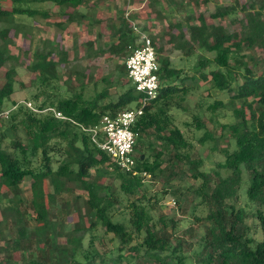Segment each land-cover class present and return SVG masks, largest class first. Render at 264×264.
<instances>
[{"label": "trees", "instance_id": "obj_1", "mask_svg": "<svg viewBox=\"0 0 264 264\" xmlns=\"http://www.w3.org/2000/svg\"><path fill=\"white\" fill-rule=\"evenodd\" d=\"M96 1L11 0L9 8L0 6V73L3 69L4 78L0 85V187L6 189L7 204H0V212L11 213L17 231V236L0 245L6 259L0 264H13L10 259L15 252L24 264H264V0H214V11L207 18L204 12H195L200 0H149V15L162 16L167 21L168 43L187 55L192 54L193 48L213 55L199 54L197 69L189 73L173 66L168 56L159 60L156 53L159 91L132 126L136 133L134 151L138 145L143 148L142 155L135 157L136 174L113 163L82 126L99 125L103 115L113 116L137 106L140 93L132 82L116 98L103 103L100 101L108 96L107 89L88 98L82 92L83 85L80 91L61 92L57 85L58 67L67 61L65 49L37 47L32 51L24 49L22 55L33 73V82L44 87L34 95L36 99L43 96L35 106H52L68 119L36 113L23 104L6 116L1 114L14 92L22 58L19 42L15 51L11 48L13 36L20 39L21 33V37H27L31 28L17 22L16 17L36 21L43 18L49 22L50 13L40 5L50 2L57 10L54 12L78 25L86 17L82 9L96 6ZM202 1L205 5L209 2ZM32 2H37L38 7H32ZM173 6L175 10L184 9L186 29L173 16ZM239 11L242 16L238 19L235 15ZM120 13L117 25H112L113 39L101 49L103 52L94 51V55L109 51L110 55L124 57L135 46L129 22ZM227 17L237 21L240 28L230 30L223 24ZM215 19L220 22H213ZM108 21L107 17L103 23L107 29ZM56 25L62 26L61 22ZM150 38L156 50V37ZM208 67L212 68L205 72ZM123 71L126 73L125 66ZM198 81L209 82L221 92L233 91L227 99H215L208 106L210 110L226 109L230 113V120L220 122L218 134L206 126L205 120L194 117L195 129H203L198 137L200 145L227 138L226 145L217 150L223 159L211 169L205 167L204 158L192 156L191 142L169 113L172 107L180 106V98L194 89ZM11 102L12 106L17 101ZM58 154L61 159L54 158ZM175 169L186 171L197 181L195 188L180 192L177 202L185 201L182 196L187 198L189 194L198 200L194 207L200 204L207 209L204 216L196 217L205 222L204 230L196 232V241L190 239L192 236L186 239L178 235L174 217L162 212L155 214V204L140 195L144 172L153 177L163 173L170 177ZM97 176L104 177V181L94 180ZM24 179H30L28 200L22 196ZM241 192L250 204L249 211L236 204ZM121 194L131 199L126 206L128 216L114 220ZM59 199L62 215L72 211L76 216L74 227L68 232L62 227L65 219L51 214ZM88 217L89 223L84 226ZM30 219L35 221L32 228L28 226ZM249 219L259 227L261 239L250 233ZM98 225L104 234L113 235L116 246L104 251L97 249L96 243L104 244V237L93 233ZM62 235H66L67 241L60 245L58 237Z\"/></svg>", "mask_w": 264, "mask_h": 264}, {"label": "rangeland", "instance_id": "obj_2", "mask_svg": "<svg viewBox=\"0 0 264 264\" xmlns=\"http://www.w3.org/2000/svg\"><path fill=\"white\" fill-rule=\"evenodd\" d=\"M11 0H0V6L4 8L10 7ZM165 1V0H162ZM194 0H192L193 3ZM222 0H218L220 2ZM214 0H209L205 5L202 0L198 6H195V12L198 14L199 11L204 12L205 17L207 18L210 12L214 11L215 6ZM32 7H38L37 2L30 3ZM149 0H97L96 6L91 5L89 8L82 10L85 13V16L82 19V23L77 25V29H74L72 22L68 21L66 16L60 15L52 3L46 2L40 5L44 10H47L50 13V20L47 22L43 18L33 20L32 18L26 16H17L16 21L30 26V31H28L27 37H21L20 39L16 38L14 44L11 45L12 50L15 51L17 47V42L21 48V62L17 67L18 75L16 77L17 82L15 83L14 92L10 97V101L6 102L4 110H8L11 106V101H21L25 100L30 103L33 107L36 103H39L43 96L40 95L37 99L34 96L39 90L44 87L39 86L38 81L33 82V73L28 69L26 60L23 58L22 52L24 49L35 50L37 47H43V49H65L67 54V61L61 63L58 67L60 70V80L58 81V88L61 92L71 91H80L78 90L81 85H83V94L85 97H91L95 92H100L101 90L107 89L108 96L103 98L100 102H107L111 99L117 97V95L125 90L131 85V81L127 74L123 71L125 66L124 61L126 56L121 57V55H110V52L99 53V55H94V51L101 50L102 48L108 47V42L110 43L112 25H117L118 16L123 13L124 18L129 22V26L132 29L131 22H134L139 30L146 32L150 37L155 36L156 39V53L158 59L168 56L172 62V65L177 68H184L186 72L193 73L197 68L195 67L198 61L199 54H205L208 57H211L213 53L199 50L196 48L192 49V54L187 55V52L178 51L174 48L173 43H168L167 39L169 38L167 21L163 20L161 17H155L149 15ZM127 11V15L126 13ZM173 16L182 22V26L186 29V21L183 19L182 12L183 8L179 7L178 9L173 6L171 8ZM70 11V9H67ZM126 15V17H125ZM238 19L241 18L242 13L239 11L235 15ZM109 18V27L103 23H106V18ZM150 18V21H149ZM99 19V21H97ZM101 19L104 21L101 22ZM148 21L152 22V26L148 25ZM57 22H61L62 26L56 25ZM99 22V23H98ZM215 23H219L220 20H213ZM98 23V24H97ZM83 24V25H82ZM103 24V28L102 25ZM230 30L239 29L240 25L237 21H230V18L227 17L223 20ZM88 26H91L88 28ZM103 31V33L101 32ZM132 34H135V31L132 29ZM98 32L100 35H97ZM178 32V29L175 30V33ZM186 34L189 35L187 30ZM12 36V33H11ZM114 36V35H113ZM112 36V37H113ZM116 40V36L114 37ZM137 40V38H136ZM135 40L134 44H138ZM160 47V49H157ZM101 52H103L101 50ZM258 53V51H257ZM94 55V56H93ZM212 67L205 69V72H208ZM3 71V69H2ZM0 73V85L3 83L4 78L2 72ZM79 73V75H77ZM102 77L108 78L103 80ZM72 88V90H69ZM230 94H233V91L230 93L221 92L216 88H212L209 82H200L198 81L196 87L192 90H188L187 93L180 98V106H174L169 110L171 114L173 123L179 127L187 140L192 144L190 148L192 156H201L204 158V164L207 169H211L214 166V163L221 161L223 157L217 151L218 148L225 146L227 138L219 139L216 138L214 141H206L205 144L200 145L198 142V137L203 134V129H195L194 127V117L199 116L206 122V126L215 130L218 134L220 132V122H226L231 119L229 111L224 110H215L211 107L212 110L208 108L210 104H213L215 99H227ZM2 114V112H1ZM150 139V137H149ZM148 139H145V143ZM216 147L214 150L212 147ZM231 147L233 144L230 145ZM143 148L141 145H138L135 149V157L142 155ZM60 154V153H59ZM54 155V158L61 159L62 155ZM36 160H39L37 157ZM57 163L53 164L55 168ZM91 173L94 174V170H91ZM99 183L104 181V177H95ZM197 185V181H194L190 178L189 174L186 171H178L175 169V174L167 176L165 173L160 174L159 176H150L148 174L144 175L143 178V187L140 191V195H145L148 199V202L155 204V214L160 212L167 214L169 217H174L175 220V230L178 235H182L186 239L190 238L192 241L198 239L199 233L204 230L205 222L202 219H197L196 217L204 216L207 213V209L204 205L197 204L194 207V203H197V199L193 198L188 194L187 198H184L185 201L177 202V198L180 196L181 191H185L187 187L193 189ZM30 179H24L21 183L22 196L24 199L28 200L30 198ZM177 188V191L173 192ZM6 189L0 187V204L4 207L6 206L5 193ZM8 193V192H7ZM121 203L116 205V212L113 217L114 220L122 219L123 216H128V211L126 206L131 200L127 196L120 195ZM236 204L244 207L246 210H250V204L246 200V197L241 192L240 196L237 198ZM60 199L58 205L52 209L51 214H56L58 219H65L62 223L64 232L70 231L74 227L75 214H72V211L67 215H62V209L60 208ZM21 209H26L25 206H21ZM11 213L8 210L0 212V245H4L7 240L11 237L17 236L16 226L12 224L10 219ZM89 223V217L85 219V225ZM249 223L252 228L250 233L256 239H261L262 234L259 230L257 224H253L252 219H249ZM35 225V221L32 219L29 220L28 226L32 228ZM56 226V225H54ZM96 237L103 236L104 244L96 243L95 246L98 250L104 251L108 248H113L116 246L117 240L113 237L111 233L104 234L102 228L98 225L96 230L93 232ZM87 237L84 239V246L87 245ZM66 235L58 237V243L63 245L66 243ZM27 259H31L28 256ZM6 262L5 256L0 252V262ZM14 264H24L23 259L21 258L18 252H15L10 259V262ZM25 262V261H24ZM47 263V262H46Z\"/></svg>", "mask_w": 264, "mask_h": 264}, {"label": "built area", "instance_id": "obj_3", "mask_svg": "<svg viewBox=\"0 0 264 264\" xmlns=\"http://www.w3.org/2000/svg\"><path fill=\"white\" fill-rule=\"evenodd\" d=\"M131 26L137 34L138 44H135L134 47L131 46V52L125 58L124 64L129 80L135 90L140 93L137 101L138 105L118 111L113 116L105 114L102 116L99 125L93 127L82 126V130L90 134L91 140L109 155L113 163L125 171L136 174L138 172L135 168L136 160L134 154L136 133L132 130V126L143 113L144 107L158 94L159 80L157 71L159 65L156 58V50L150 36L146 32L139 30V27L134 22H131ZM19 104H23L36 113H51L56 118L68 119L67 116L52 106L39 109L35 105L32 107L25 100L17 101L8 110L2 111V115L6 116L11 109H14ZM143 175H145V172Z\"/></svg>", "mask_w": 264, "mask_h": 264}, {"label": "crops", "instance_id": "obj_4", "mask_svg": "<svg viewBox=\"0 0 264 264\" xmlns=\"http://www.w3.org/2000/svg\"><path fill=\"white\" fill-rule=\"evenodd\" d=\"M72 26H74V29H75V30L77 29V25H76V23H72ZM133 34H134V33H133ZM134 36H135V40H136V38H137V34L135 33ZM135 40H134V43H135ZM136 41H137V40H136Z\"/></svg>", "mask_w": 264, "mask_h": 264}, {"label": "water", "instance_id": "obj_5", "mask_svg": "<svg viewBox=\"0 0 264 264\" xmlns=\"http://www.w3.org/2000/svg\"><path fill=\"white\" fill-rule=\"evenodd\" d=\"M143 157V156H142Z\"/></svg>", "mask_w": 264, "mask_h": 264}]
</instances>
